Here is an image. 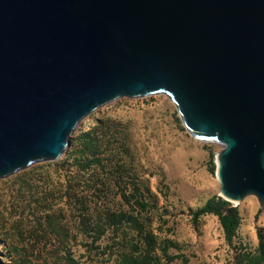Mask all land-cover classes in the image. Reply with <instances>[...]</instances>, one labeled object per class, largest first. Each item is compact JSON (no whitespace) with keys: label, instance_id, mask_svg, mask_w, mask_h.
Returning <instances> with one entry per match:
<instances>
[{"label":"water","instance_id":"water-1","mask_svg":"<svg viewBox=\"0 0 264 264\" xmlns=\"http://www.w3.org/2000/svg\"><path fill=\"white\" fill-rule=\"evenodd\" d=\"M156 94L222 145L219 196L264 207V0H0V178L61 158L106 104Z\"/></svg>","mask_w":264,"mask_h":264},{"label":"rangeland","instance_id":"rangeland-1","mask_svg":"<svg viewBox=\"0 0 264 264\" xmlns=\"http://www.w3.org/2000/svg\"><path fill=\"white\" fill-rule=\"evenodd\" d=\"M61 158L0 178V264H264V207L210 211L216 153L164 94L121 97L80 121Z\"/></svg>","mask_w":264,"mask_h":264},{"label":"trees","instance_id":"trees-1","mask_svg":"<svg viewBox=\"0 0 264 264\" xmlns=\"http://www.w3.org/2000/svg\"><path fill=\"white\" fill-rule=\"evenodd\" d=\"M72 145V142H71ZM70 145V146H71ZM231 204L230 201L223 199L222 197H219L218 199H211L208 201L206 207L210 211H218L221 209L226 210V214L222 218V224L227 232V234L230 236L236 229V226L238 224V211L236 206H229Z\"/></svg>","mask_w":264,"mask_h":264}]
</instances>
